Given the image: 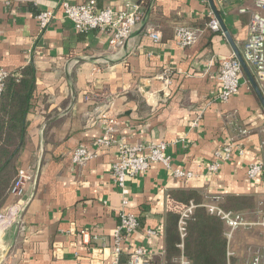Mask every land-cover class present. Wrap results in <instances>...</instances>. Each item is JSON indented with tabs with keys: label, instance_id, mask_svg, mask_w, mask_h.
<instances>
[{
	"label": "crops",
	"instance_id": "1",
	"mask_svg": "<svg viewBox=\"0 0 264 264\" xmlns=\"http://www.w3.org/2000/svg\"><path fill=\"white\" fill-rule=\"evenodd\" d=\"M95 1L99 8L124 10L126 2L141 0ZM152 1L147 22L135 28L124 48L113 50L109 32H78L64 17L62 0H0V68L14 72L31 62L36 68L28 135L18 161L19 170H34V180L26 187L20 222L5 235L0 264H113V234L124 210L138 218L140 228L122 256L144 248L165 264L173 191H196L205 207L220 206L228 196L253 197L255 208L240 213L249 222L264 217V174L256 180L247 177L252 164L264 162V105L245 71L237 95L226 103L216 99L222 58L242 55L249 35L250 14L239 10L253 2L221 6L214 0L231 40L223 31L209 32L200 43L182 48L175 27L209 28L214 11L210 0ZM46 10H54L56 19L42 30L38 15ZM150 31L160 32L161 41L155 42ZM258 86L264 96V85ZM110 120L117 122L115 143L99 150L96 142ZM237 126L251 132L240 142ZM149 142L168 143L172 169L195 176L180 179L154 164L127 180L129 203L123 210L113 164L123 144ZM235 142L244 154L236 150L210 174L215 153ZM81 145L97 151L98 157L75 166L72 155ZM256 227L232 249L223 223L227 264L229 252L233 263L241 264L251 257L249 249L264 250V228ZM82 230L90 232L89 240L83 239Z\"/></svg>",
	"mask_w": 264,
	"mask_h": 264
},
{
	"label": "built area",
	"instance_id": "2",
	"mask_svg": "<svg viewBox=\"0 0 264 264\" xmlns=\"http://www.w3.org/2000/svg\"><path fill=\"white\" fill-rule=\"evenodd\" d=\"M229 1H239L244 4L253 2V6L244 5L240 8L241 14H250L249 35L244 43L242 57L246 64L251 67L257 79V82L264 85V0H220L219 5L224 6ZM208 2V0H206ZM61 8L64 17L72 22L74 28L81 33H89L93 30H102L111 34L110 46L113 50H119L126 46L132 37L135 28L143 25L148 20V11L140 3L126 2L124 10H114L111 7L99 8L95 0H90L84 4H75L73 0H62ZM211 21L208 27L217 33L223 31L222 26L216 17L214 11L210 12ZM56 19L54 10L40 12L38 20L42 30H46ZM203 30L189 26H178L175 29V40L182 48H189L196 45L203 34ZM150 37L155 42H160L162 36L158 31H150ZM219 80L221 88L216 99L226 103L237 95L241 88L245 73L242 63L237 54L222 58L220 62ZM8 70L0 68V98L3 94L5 83L10 76ZM166 82H168L166 80ZM116 120H110L106 127L104 135L96 142L98 149L110 148L115 140ZM239 142L250 135V130L246 127L237 126ZM184 139L177 140V142ZM238 142V143H239ZM169 144L166 142H149L138 144H123L118 152V157L113 164L112 176L113 182L123 194V210L128 205L129 191L126 187L127 180L147 172L152 165L161 164L166 169L180 179H192L194 174L181 168L172 169L171 158L167 155ZM244 154V149L237 148L236 142L225 146L217 151L213 161L208 166L210 174L217 173L222 165L229 162L235 152ZM98 157L97 151H92L88 146L81 145L73 152L72 163L75 166H83L91 160ZM264 174V162L258 161L252 164L247 177L250 180H256ZM34 180V170L32 168L20 169L16 181L11 190L12 201L0 212V256L6 251L4 242L5 235L21 220L25 211L26 187ZM208 212L219 217L225 224L227 231L226 237L229 242L232 241L234 234L240 229H251L255 226H264V217L262 222H249L240 212L226 211L218 204L206 205ZM195 205H191L183 212L179 221V230L182 238L186 237L187 221L193 214ZM140 228L138 218L130 213L122 212L120 224L113 234L114 254L113 264H120L124 245L129 238ZM81 235L84 240H89L90 232L82 230ZM251 257L241 264H264V250L261 248H252ZM229 264H234L232 259L234 254L229 252ZM149 252L144 248H136L129 256L128 264H150ZM180 264H189L186 258L181 259Z\"/></svg>",
	"mask_w": 264,
	"mask_h": 264
},
{
	"label": "trees",
	"instance_id": "3",
	"mask_svg": "<svg viewBox=\"0 0 264 264\" xmlns=\"http://www.w3.org/2000/svg\"><path fill=\"white\" fill-rule=\"evenodd\" d=\"M152 2L141 0L139 3L149 12ZM210 21L211 17L207 22ZM204 29L198 43L207 33H214L210 28ZM35 90L36 68L31 62L10 73L0 98V212L12 201L11 190L19 172L18 161L26 145L27 116ZM254 200L249 196H228L220 207L226 211L243 212L255 208ZM169 202L165 264H180L181 255L189 264H227L228 241L224 236L223 223L208 212L203 205V197L196 191L179 190L169 194ZM191 203L195 209L187 221L186 237L182 238L179 221ZM128 260V257L121 256L120 264H128ZM150 264H162V261L153 256Z\"/></svg>",
	"mask_w": 264,
	"mask_h": 264
},
{
	"label": "water",
	"instance_id": "4",
	"mask_svg": "<svg viewBox=\"0 0 264 264\" xmlns=\"http://www.w3.org/2000/svg\"><path fill=\"white\" fill-rule=\"evenodd\" d=\"M210 2H211V6H212V8H213V10H214V12L216 14V17L218 18V20H219V22H220V24L222 26V29H223L224 34H226L228 36V38L231 40L230 34L228 33V30H227L224 22L222 21V18L220 16L218 10L216 9L214 0H210ZM237 56H238L240 62L242 63L243 68H244V71L246 72L248 78L250 79V81H251V83H252L255 91L257 92L258 96L260 97V99H261V101H262V103L264 105V96H263V94H262V92H261V90H260V88L258 86V83L256 82L255 78L251 74V72H250V70H249L246 62L244 61L242 55L240 53H237Z\"/></svg>",
	"mask_w": 264,
	"mask_h": 264
},
{
	"label": "rangeland",
	"instance_id": "5",
	"mask_svg": "<svg viewBox=\"0 0 264 264\" xmlns=\"http://www.w3.org/2000/svg\"><path fill=\"white\" fill-rule=\"evenodd\" d=\"M222 208V207H221ZM264 208V207H263ZM263 213H264V210H263ZM262 217V216H261ZM262 219L263 218H261V221H259V222H257V223H260V222H262ZM264 228V226H262V225H258L256 228ZM248 229H240V230H238L235 234H234V237H233V239H232V241L230 242L231 243V248L233 249V248H235V246H237L239 243H240V236L242 237V241H244V240H246V231H247ZM246 233V234H245ZM244 234V235H243ZM262 238H264V235H262L261 236ZM242 243H244V242H242ZM264 243V240L262 241V244ZM261 244V245H262ZM264 246V245H263Z\"/></svg>",
	"mask_w": 264,
	"mask_h": 264
}]
</instances>
